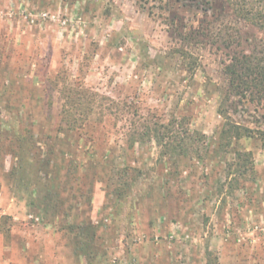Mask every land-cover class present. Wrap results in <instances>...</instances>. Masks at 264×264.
Returning <instances> with one entry per match:
<instances>
[{
	"label": "rangeland",
	"instance_id": "1",
	"mask_svg": "<svg viewBox=\"0 0 264 264\" xmlns=\"http://www.w3.org/2000/svg\"><path fill=\"white\" fill-rule=\"evenodd\" d=\"M164 2L0 0L3 120L30 129L46 146L69 151L59 163L85 164L75 182H63L61 170L45 211L38 208L44 184L8 175L11 162L2 150L9 137L0 133L1 260L85 264L84 238L73 227L91 224L96 264H206L207 249L220 264H264V103L237 104L232 117L253 137L218 151L225 54L211 45L189 47L197 59L189 70L192 59L175 51L180 42L159 16ZM180 12L194 18L190 10ZM237 25L244 37L264 38L249 23ZM56 78L58 85L81 84L110 97L125 114H109L96 130L86 129L91 137H57L59 97L50 84ZM135 111L159 121L186 119L209 142L207 152L201 159L160 158L154 141L129 146L127 119ZM234 148L252 151L254 177L230 189L225 167ZM123 166L141 174L118 203L108 181L112 168ZM26 242L36 248L28 251ZM6 243L13 249L6 250Z\"/></svg>",
	"mask_w": 264,
	"mask_h": 264
},
{
	"label": "trees",
	"instance_id": "2",
	"mask_svg": "<svg viewBox=\"0 0 264 264\" xmlns=\"http://www.w3.org/2000/svg\"><path fill=\"white\" fill-rule=\"evenodd\" d=\"M140 1L144 3L148 0ZM143 3L140 6L144 7ZM164 3L162 6L166 13L159 16L166 25L169 35L180 42L175 51L184 58L192 59L189 70L192 71L197 62L196 57L188 50L189 47L211 45L220 51L223 50L225 54L222 62L225 84L222 87V98L218 108L223 122L218 131L216 145L218 151H228L234 141L253 137L252 129L232 117L237 111V104L264 103V38L244 37L237 25L238 20H241L264 33V0H221L220 5L210 0H165ZM187 6L189 8L185 9ZM180 8L190 10L194 18H186L181 14ZM50 84L58 92L57 122L54 127L56 136L61 139L75 135L77 138L83 137L81 134L85 132L91 137L86 129L96 130L109 114H125L126 110L115 100L81 84L64 81L62 85H58L57 78L51 79ZM133 115L134 118L127 119L126 125L129 146L154 141L160 158L191 154L201 159L202 152H207L209 142L202 133L191 130L186 119L172 117L167 121H159L149 115L137 114L136 111ZM0 124L8 126L0 128V133H5L9 137V144L2 150L3 154L9 156L11 162L8 175L18 182L26 180L25 184L29 178L36 183L44 184L46 192L38 208H44L46 211V198L54 188V181L59 180L61 170H64L63 182L67 184L78 180L85 164L82 162L79 164L75 159H69L64 164L59 163L57 160L62 159L69 151H58L53 143L46 146L47 143L40 141L30 129L18 128L15 123L4 121L1 110ZM225 171L230 189L237 187L241 179L253 178L252 151L234 148L232 158L226 161ZM139 174L141 169L136 167L112 168L108 189L118 203L123 195H127L126 191L131 189ZM88 226L77 225L73 228H79V236L84 238L85 264H96L95 259L99 255L93 247L96 229L94 225ZM106 264L117 263L114 260ZM206 264H220L217 256L208 249Z\"/></svg>",
	"mask_w": 264,
	"mask_h": 264
},
{
	"label": "crops",
	"instance_id": "3",
	"mask_svg": "<svg viewBox=\"0 0 264 264\" xmlns=\"http://www.w3.org/2000/svg\"><path fill=\"white\" fill-rule=\"evenodd\" d=\"M26 244V246H32V247H28V251H31L29 248H33V249H35L36 247V245L34 244V243H31V242H26L25 243ZM4 248L6 249V250H12L13 249V246L12 245H10L9 246V244H5V246H4ZM0 264H44V262L43 261H41V259L40 258H37V257H35V258H23L22 259V261L20 262V263H15L14 261H12V260H10V259H5V260H1L0 259Z\"/></svg>",
	"mask_w": 264,
	"mask_h": 264
}]
</instances>
